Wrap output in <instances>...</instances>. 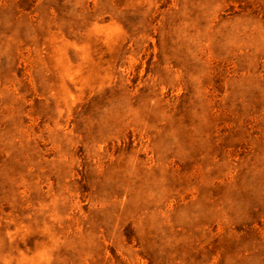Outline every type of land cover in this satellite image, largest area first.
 Masks as SVG:
<instances>
[{
	"label": "rangeland",
	"instance_id": "obj_1",
	"mask_svg": "<svg viewBox=\"0 0 264 264\" xmlns=\"http://www.w3.org/2000/svg\"><path fill=\"white\" fill-rule=\"evenodd\" d=\"M0 264H264V0H0Z\"/></svg>",
	"mask_w": 264,
	"mask_h": 264
}]
</instances>
